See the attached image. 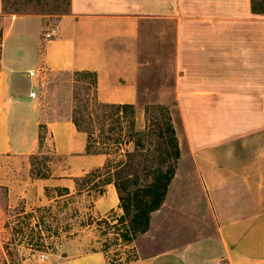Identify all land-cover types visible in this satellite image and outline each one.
<instances>
[{
    "label": "crops",
    "instance_id": "0c3cea01",
    "mask_svg": "<svg viewBox=\"0 0 264 264\" xmlns=\"http://www.w3.org/2000/svg\"><path fill=\"white\" fill-rule=\"evenodd\" d=\"M74 72L95 74L99 103L133 106L136 125L145 74H169L150 94L158 105L172 97L178 167L137 238L144 252L125 264H264V14L251 0H69L57 18L6 14L0 0V189L8 207L84 197L75 180L107 160L86 153L70 106L51 118L41 105L43 78ZM41 126L67 161L64 175L32 177ZM50 189L59 195L49 198ZM90 210L122 215L113 185ZM86 244L69 240L48 264H112L106 250Z\"/></svg>",
    "mask_w": 264,
    "mask_h": 264
},
{
    "label": "rangeland",
    "instance_id": "374dc122",
    "mask_svg": "<svg viewBox=\"0 0 264 264\" xmlns=\"http://www.w3.org/2000/svg\"><path fill=\"white\" fill-rule=\"evenodd\" d=\"M255 1L263 2V0ZM5 5L7 14L43 15L57 18L68 11L69 0H5ZM163 65L161 71L157 69L154 72H163ZM165 75L169 74H145L143 87L145 94L140 96L143 114L138 116V125L135 124L134 127L139 135L132 139L127 147H112L109 151L110 159L114 164L120 161H126L128 164L124 171V175L132 176L128 191L150 183L159 165L163 172L173 171V178L178 167L179 155L175 159V149L169 132L170 126L176 135L177 114L172 97H168V104L158 105L155 104V97L150 94L155 91L157 84L163 81ZM91 82V77L77 75L75 72L48 74L40 84L44 100L41 105L49 109L48 115L51 118L63 116L66 104V109L70 106L71 111H82L94 103ZM79 114L77 113V117ZM113 117L115 118L112 112L107 111L105 119L93 120L90 123L85 114L81 125L90 130L93 145L109 143L112 135L116 139L119 133L125 135L129 131L128 121L131 116H128L127 121H122L121 124L113 122ZM136 118L137 112L135 111L134 120ZM40 134L43 136L42 154L31 158L32 177L42 175L48 178L66 174L67 161L56 156L49 142H45L44 129L40 130ZM101 148L109 149L104 146H92L93 150ZM92 172L75 180L76 194H83L89 189L87 195L69 198L57 204L45 201L40 205L19 201L15 206L8 207L5 191L0 189V264H48L49 259L59 260L53 255L60 253L61 246L63 247L69 240L78 238L85 239L87 250L92 248L106 250L108 259L113 264H125L141 256L144 251H137L140 250V243L137 239L140 235H137L131 242H123L118 236L125 226L124 223H117L123 216V212L118 218H115V213H108L104 219L90 210L91 201L99 195V189L90 186V183L101 181V179L97 180V177L104 174L103 172L91 174ZM181 179L182 177L179 176V180ZM77 189L80 192H77ZM58 193L59 191L54 193L50 189L47 190L46 195L53 198ZM41 256H44V262L40 261Z\"/></svg>",
    "mask_w": 264,
    "mask_h": 264
},
{
    "label": "trees",
    "instance_id": "16d2710c",
    "mask_svg": "<svg viewBox=\"0 0 264 264\" xmlns=\"http://www.w3.org/2000/svg\"><path fill=\"white\" fill-rule=\"evenodd\" d=\"M252 10L253 12H258L264 14V0L262 3H257L255 0H251ZM2 10L3 13L7 14L5 0H2ZM26 15V14H23ZM77 75L81 76H88L92 78V88L94 94V103L90 107H85L82 111H71V122L75 126V128L86 134L87 136V146H86V153L88 155H104L106 156L107 160L105 164L96 170L93 173H100L103 172L104 174L97 177V180L101 181H94L90 183V186L99 189L98 194L101 195L103 189L107 185H113L115 191L118 196L119 200V208L123 212V216L117 221L118 224H125L123 227L122 233L118 236L120 237L121 241L123 242H131L137 235L144 234L147 232L149 227L150 216L153 212L157 211L160 206L162 205L165 195L167 193L168 186L173 178V171L170 172H163L161 169V165L158 166V169L154 173L153 180L150 183H145L141 185L136 190L128 191L130 188V178L131 175H124V171L128 164L126 161L118 162L114 164L112 159H110L109 151L112 147H119L124 146L127 147L136 136L139 135L138 132L135 131V108L131 105H108V104H101L95 98V86H96V76L93 73H76ZM107 111H111L113 117V122L117 124H121L124 121H127V117L131 116V119L128 121L129 123V131L122 135L119 133L118 138L114 139V135H112V139L109 143H96L93 145L91 142V134L88 128H84L81 125V122L84 121V116L90 121L93 120L101 121L105 119V113ZM77 113H80L77 117ZM111 118V117H108ZM123 121V122H122ZM41 129H44L41 126ZM40 129V130H41ZM114 129H112L113 131ZM121 132V129H120ZM169 132L171 133V143L175 149V159L178 158L179 152L177 147V141L174 135L173 130L169 126ZM125 136V137H124ZM43 144V136L39 133V145L42 146ZM92 146H101L109 148L107 149H92ZM40 174V173H39ZM90 174V175H91ZM131 176V177H130ZM37 179H45L47 177L42 175H34ZM90 191L89 189H87ZM66 190H64L65 192ZM77 192L80 190L77 189ZM122 223H121V222ZM113 264V263H112Z\"/></svg>",
    "mask_w": 264,
    "mask_h": 264
},
{
    "label": "built area",
    "instance_id": "2783aa9c",
    "mask_svg": "<svg viewBox=\"0 0 264 264\" xmlns=\"http://www.w3.org/2000/svg\"><path fill=\"white\" fill-rule=\"evenodd\" d=\"M47 37H49V35H47ZM33 76H34L33 73L32 72H29V77H33ZM29 97L32 98V99L35 98V93H30L29 94ZM44 260H45L44 256H41L40 257V261L41 262H44Z\"/></svg>",
    "mask_w": 264,
    "mask_h": 264
}]
</instances>
